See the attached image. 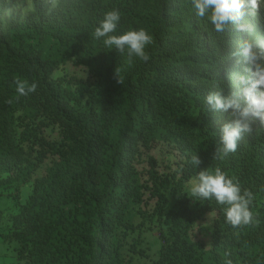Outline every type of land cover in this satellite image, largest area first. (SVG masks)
Segmentation results:
<instances>
[{
	"label": "trees",
	"instance_id": "1",
	"mask_svg": "<svg viewBox=\"0 0 264 264\" xmlns=\"http://www.w3.org/2000/svg\"><path fill=\"white\" fill-rule=\"evenodd\" d=\"M27 3L0 17V194L15 206L0 237L16 244L15 264H264V124L216 159L226 116L201 109L215 84L231 91L241 71L231 53L247 34L215 33L190 0H0V10ZM113 9L116 34L152 36L147 62L94 39ZM248 19L264 37V8ZM17 79L36 91L19 96ZM216 167L253 194V223L233 228L215 201L184 193ZM152 228L156 258L140 263Z\"/></svg>",
	"mask_w": 264,
	"mask_h": 264
},
{
	"label": "clouds",
	"instance_id": "2",
	"mask_svg": "<svg viewBox=\"0 0 264 264\" xmlns=\"http://www.w3.org/2000/svg\"><path fill=\"white\" fill-rule=\"evenodd\" d=\"M193 13L206 20L217 34L230 31L247 34L239 37L231 56L241 71L235 78L231 91L225 94V86L218 83L214 90L202 98L201 109L206 114L226 116L220 124L216 159H223L237 150L239 142L252 131L255 121L264 124V37L254 35L255 26L248 18H255L264 8V0H190ZM121 13L108 10L97 21L93 37L107 49L126 53L147 62L150 57L146 48L152 44V36L143 28L118 32ZM16 93L27 96L36 91V83L14 81ZM189 165L196 168L201 161L191 155ZM184 193L197 202L215 201L221 206L225 223L233 228L254 222L250 206L253 194L242 190L240 184L219 167L204 169L189 181Z\"/></svg>",
	"mask_w": 264,
	"mask_h": 264
},
{
	"label": "rangeland",
	"instance_id": "3",
	"mask_svg": "<svg viewBox=\"0 0 264 264\" xmlns=\"http://www.w3.org/2000/svg\"><path fill=\"white\" fill-rule=\"evenodd\" d=\"M30 7H31L30 3H27L25 5L13 6L10 8L1 9L0 17L9 20V18L12 15H15L17 13H23L25 10L29 9ZM66 69L69 70L70 66H67ZM30 190H31V184H26L25 186L22 187L21 196H20L21 202L25 201L28 194L30 193ZM14 212H15V206L12 203L11 199H9L5 194H0V216L4 217V219L0 223L1 229L5 224V217L9 213H14ZM134 221H136V219ZM209 224H210V218H208V220L202 225L208 227ZM143 238L145 241V246L143 247V249H145L147 256L146 257L138 256L135 258L140 263H150L151 260L156 258V252L160 244V240L158 238V230L153 228L151 230H146L143 234ZM15 247L16 244L14 242H4V240L0 237V264L16 263Z\"/></svg>",
	"mask_w": 264,
	"mask_h": 264
}]
</instances>
